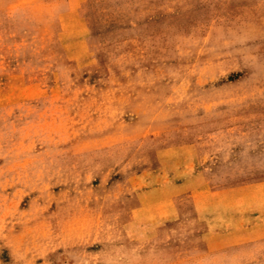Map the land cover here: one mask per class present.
<instances>
[{
	"label": "rangeland",
	"instance_id": "1",
	"mask_svg": "<svg viewBox=\"0 0 264 264\" xmlns=\"http://www.w3.org/2000/svg\"><path fill=\"white\" fill-rule=\"evenodd\" d=\"M261 182L264 0H0V264H264Z\"/></svg>",
	"mask_w": 264,
	"mask_h": 264
},
{
	"label": "crops",
	"instance_id": "2",
	"mask_svg": "<svg viewBox=\"0 0 264 264\" xmlns=\"http://www.w3.org/2000/svg\"><path fill=\"white\" fill-rule=\"evenodd\" d=\"M254 187H258L257 189L261 191V194L251 193V189H253ZM252 191H256V189ZM232 192H235V194H237L239 197L246 196L249 193H250V196L251 195H261V201L259 204H253L250 202L249 206H244L241 221H240V224H241L240 227L247 229V230H252L255 228L257 229L264 228V182H261L258 185L250 186L248 188L228 190V193L231 194Z\"/></svg>",
	"mask_w": 264,
	"mask_h": 264
}]
</instances>
